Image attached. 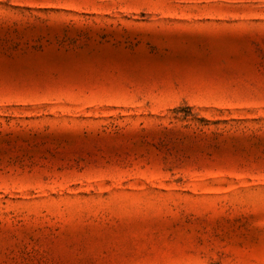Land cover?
<instances>
[{
  "label": "rangeland",
  "instance_id": "obj_1",
  "mask_svg": "<svg viewBox=\"0 0 264 264\" xmlns=\"http://www.w3.org/2000/svg\"><path fill=\"white\" fill-rule=\"evenodd\" d=\"M0 264H264V0H0Z\"/></svg>",
  "mask_w": 264,
  "mask_h": 264
}]
</instances>
